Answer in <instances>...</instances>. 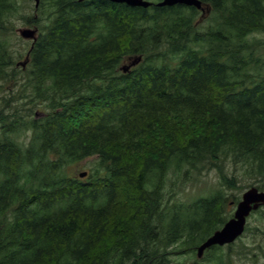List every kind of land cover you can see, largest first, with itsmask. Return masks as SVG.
Returning <instances> with one entry per match:
<instances>
[{"label": "trees", "instance_id": "1", "mask_svg": "<svg viewBox=\"0 0 264 264\" xmlns=\"http://www.w3.org/2000/svg\"><path fill=\"white\" fill-rule=\"evenodd\" d=\"M150 1L41 0L28 20L31 82L44 99L50 83L51 109L18 127L0 114V264L169 263L170 246L198 248L233 213L224 189L174 202L168 182L212 168L230 188L234 165L264 190V0ZM25 15L0 0V36ZM13 57L0 38V80ZM91 156L85 178L66 173Z\"/></svg>", "mask_w": 264, "mask_h": 264}, {"label": "rangeland", "instance_id": "2", "mask_svg": "<svg viewBox=\"0 0 264 264\" xmlns=\"http://www.w3.org/2000/svg\"><path fill=\"white\" fill-rule=\"evenodd\" d=\"M16 1L20 4V10L25 12L26 15L24 18L11 17L12 24L8 32L0 36L2 40L9 43L14 55V64L11 65V69L9 68L11 76L6 80H0V114L5 113L10 118H17L18 127V125L29 121L31 118H35L36 114L38 118L45 116L46 112L51 109L49 105L51 89L50 83H43V86L47 88L49 98L44 99L38 96L34 87L35 83L31 82V79L34 80V76L29 72L31 59H27V49L31 46L32 40L24 39L18 33L19 28H34L35 24L28 23V20L36 13L35 1ZM257 37L264 42V34ZM260 55L264 60V47L261 49ZM24 61H26L25 65L22 64ZM128 63L129 60L125 59L121 67ZM27 133V138H29L31 133L24 131L21 133L20 139L24 138ZM97 163L98 157L91 156L71 164L66 173L74 177H78L81 172L85 171L91 173ZM225 171L230 176H237L236 185L230 188L222 186L219 173L210 168L193 173L192 178H194V181L186 187L179 189L168 182L165 190L168 193L175 194L170 198L174 197V202L189 203L202 196L215 195L218 191L224 189V195L228 198L224 204V214L225 217H228L234 213L237 207V198H241L243 193L249 189L248 187L252 184L253 178L250 176L249 170L241 166L229 165ZM219 247L212 249L211 252L205 250L203 255L199 257L197 248L178 242L167 249L168 254L166 257L169 259V263L166 262L165 264H264V205L248 217L247 227L241 237L232 244Z\"/></svg>", "mask_w": 264, "mask_h": 264}, {"label": "water", "instance_id": "3", "mask_svg": "<svg viewBox=\"0 0 264 264\" xmlns=\"http://www.w3.org/2000/svg\"><path fill=\"white\" fill-rule=\"evenodd\" d=\"M38 7L40 0H34ZM113 2L126 3L130 6L148 7L152 2L149 0H110ZM183 4L187 6H195L203 9V3L200 0H161L159 6H174ZM210 10L208 6V11ZM36 28H20L19 33L24 39H33L36 41ZM142 57L133 58L131 62L122 67L123 71H128L132 66H135L141 61ZM22 64H26L24 61ZM87 172H81L80 176L85 177ZM264 204V191H260L257 187H251L242 195L241 201L237 204L234 217L228 220L224 226L216 230L202 245L198 247V256H201L205 249L213 245H225L234 242L245 230L247 217L253 210H256L260 205Z\"/></svg>", "mask_w": 264, "mask_h": 264}, {"label": "bare ground", "instance_id": "4", "mask_svg": "<svg viewBox=\"0 0 264 264\" xmlns=\"http://www.w3.org/2000/svg\"><path fill=\"white\" fill-rule=\"evenodd\" d=\"M108 1H110V0H108ZM113 2V1H112ZM116 3H121V2H116ZM126 4V3H125ZM39 5H40V3H39ZM39 5H38V7H39ZM128 5V4H127ZM205 4H203V6H204ZM35 6H36V4H35ZM38 7H36V8H38ZM34 28H36L37 29V32H36V36H37V39H36V41L38 40V36H39V28H38V26H36V25H34ZM20 29V28H19ZM19 29H18V33H19ZM33 29V28H32ZM20 34V33H19ZM21 36V35H20ZM31 40H32V43L34 44L36 41H34L32 38H31Z\"/></svg>", "mask_w": 264, "mask_h": 264}]
</instances>
